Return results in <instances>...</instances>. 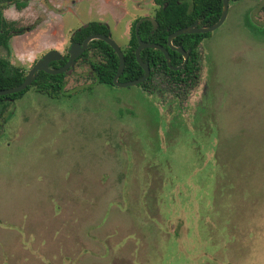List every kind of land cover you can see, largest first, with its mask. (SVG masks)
Masks as SVG:
<instances>
[{"label": "rangeland", "instance_id": "rangeland-1", "mask_svg": "<svg viewBox=\"0 0 264 264\" xmlns=\"http://www.w3.org/2000/svg\"><path fill=\"white\" fill-rule=\"evenodd\" d=\"M85 2L72 32L97 20ZM263 6L229 3L199 48L197 86L172 109L138 86H75L76 74L57 98L30 87L0 102V264H264V38L245 20L264 27ZM52 30L1 55L26 69L48 49L65 54L68 28Z\"/></svg>", "mask_w": 264, "mask_h": 264}, {"label": "trees", "instance_id": "trees-1", "mask_svg": "<svg viewBox=\"0 0 264 264\" xmlns=\"http://www.w3.org/2000/svg\"><path fill=\"white\" fill-rule=\"evenodd\" d=\"M237 0H229V3ZM157 4L161 7L155 16V20L158 23L156 32H153L152 36L149 35L148 30L150 24L144 22L139 27V36L144 39L147 38L155 44H159L164 47L168 52L169 65L177 66L182 62L179 54L169 50L165 44L166 36L172 31L187 26L191 23H197L200 26H210L214 24L221 15L222 1L221 0H157ZM166 7L164 8V5ZM245 20L248 21L250 27L248 30L255 38L263 37L264 35L256 33L255 28H262L255 25L252 20L246 15ZM93 27L95 30L97 26L95 24L82 30L83 33L89 31ZM2 43L5 45V31L3 26ZM211 33L199 34V35H183L179 36L173 41L176 46H182L187 51L189 50V59L185 67L179 72H173L168 69L163 54L158 50L146 49L141 51L140 59L143 62H147L150 68L149 78L143 82L140 86L142 91L149 95L158 96L162 105L169 104V108L172 109L178 100L185 101L187 91L194 89L199 80L200 64L199 54L196 48L200 45L203 39L208 38ZM136 46L134 38L127 50L124 51V71L120 77L121 81H129L135 78H139L142 75L141 68L137 65L134 59V47ZM89 47L94 52L105 55V63L102 64L99 60H95L92 65L93 69L99 74L100 82L103 84H110L112 76L114 75L118 60L112 50L101 41H93ZM183 75L180 82L175 81L174 77H180ZM156 76L162 77L163 88H160V84ZM167 81L164 80V78ZM24 78L23 73L18 69H10L6 64H3V68L0 71V90L9 89L18 86ZM64 77L63 75H49L43 72H38L36 78L32 82L31 86H34V91L38 94L44 95L49 98H57L64 94ZM30 88H26L17 94L1 96L0 102L5 101L7 105L14 103L20 99ZM157 93V94H156ZM162 95V96H160ZM169 95V96H167ZM184 96V98L182 96ZM160 97H165L166 103H163ZM178 106V105H177ZM172 111V110H171ZM173 112V111H172ZM173 115V113H172ZM161 117V115H160ZM174 115L170 119L168 129L164 127V135H168V131L172 130V124ZM5 122V121H4ZM170 133V132H169Z\"/></svg>", "mask_w": 264, "mask_h": 264}, {"label": "flooded vegetation", "instance_id": "flooded-vegetation-1", "mask_svg": "<svg viewBox=\"0 0 264 264\" xmlns=\"http://www.w3.org/2000/svg\"><path fill=\"white\" fill-rule=\"evenodd\" d=\"M82 1H84V0H44L42 3L43 4L42 6L45 8L46 13L41 8L42 10L40 9L39 11L40 12L42 11L43 15L33 16V14H35V13L29 12V11H34L33 8H31V6H30L33 4L34 0H0V51L4 50L6 53H10L11 52V47H10L11 42L10 41L13 40L15 37L23 36V34H25L27 32H31L34 29L38 30L40 28H45V27H46V31L51 30V28H57L58 29V32H56V33L52 30V33H53V35H55L54 37H56V39L60 38L59 34L62 35L63 28L64 29L68 28V31H69L68 38H67L68 48L65 50V54L62 55L56 49L46 50L47 52L56 51L61 56L60 60L51 61L48 64L49 69L62 68L68 62V59H69L68 51H69L70 46L72 44L81 45L87 37L92 36V35H100V36L108 37L111 39V35L115 34L117 36V38L122 41V44H123V42L126 41V47L125 48H123L122 46L119 47L114 42L119 47V49L123 55V59H124V54H123L124 51L127 50L129 43L131 42L132 38H134L135 44H136V46L134 47V51H133L135 62H136L135 50L138 47V40H140L144 43L159 45V44L153 43L151 40H148L145 37H144V39H142L139 36V27L144 22H147L148 24H150L149 25L150 29L148 30L149 35L152 36L153 32H156V30L158 28V23L155 20V16L158 13L159 9H161L159 4H157V0H150L149 6L153 5V7H154V10H153L151 15L137 16L136 18H131L130 10H141L137 6L138 0H85L86 2L84 4L83 8L84 9L86 8L87 14L93 13L95 15V17H97V20L96 21H89L87 23H82L81 26H79L75 31L72 32L69 29V27H67L68 26V19L71 16L76 17L77 6ZM131 2L135 4L134 7H133V5L130 4ZM145 5H147V3H145ZM56 6H57V8H56ZM165 7H166V4L164 5V8ZM259 10L264 11V6L260 7ZM17 13H18V16H16ZM28 15H29V17H28ZM50 16H53L55 20L51 19ZM248 17L250 18V20H252V22L255 25L258 26V24L254 22L252 17H250L249 15H248ZM122 20L124 21L122 27L121 28L115 27L116 25L122 23ZM93 24H95V26H97L96 27L97 30H95L93 27H91L92 29H89L88 32H86V33L82 32L83 29L88 28L89 26H91ZM192 24L195 25L196 27H202V26H200L194 22V23H191V24L184 26V27H181V28L188 27ZM3 26H4V31H5V45H3V43H2ZM181 28H178V29L172 31L171 33H169L165 38V44L169 50L179 54L181 59H182V62H183L182 55L167 45L168 36H170L173 32H175ZM115 30H116V33H115ZM119 32H122V34H119ZM183 35H199V34H182V35H178V36L174 37L171 40V46L173 48H181L187 54V61L185 63V65H186L188 62V59H189V52L190 51L189 50L185 51L182 48V46H176L173 44V41L176 38H178L179 36H183ZM93 41H101V40L94 39V40L89 41L86 45L85 50L73 60V65L71 67H69L65 72L61 73V75H63V77H64V82H65L63 88H67L68 85L66 84V79L69 78V76H71L73 74H76L77 76H80L82 78V82L76 84L75 86H84V87L94 88L96 85L102 84V85H109V86L118 87L112 83L113 77L115 76L117 69H116L114 75L112 76L110 84H103L100 82L99 74L96 72V70L93 69L92 65L94 64L95 60H99V62L104 64L105 63V55L99 54L98 52H94L91 49V47H89V45ZM101 42H103V41H101ZM103 43L106 44L105 42H103ZM201 43L196 48V51L199 54V64H200L199 48H200V46H202ZM159 46H161V45H159ZM109 48L112 50V52L117 57V55L113 51V49L111 47H109ZM146 49H152V48L141 49L139 52V55H140L141 51L146 50ZM152 50H157V49H152ZM158 51H160V50H158ZM46 53H44L42 56H44ZM40 58L38 57L36 59V61H38ZM117 60H118V57H117ZM36 61L33 62V64L31 66H29L28 68L23 69V68L13 66L12 64H10V62L6 58H4L0 52V71L3 68V64H6L7 67L10 69L20 70L23 73L24 78H25L26 74L34 66ZM182 62L177 66H171V67L176 68V67L180 66L182 64ZM124 65H125V62H124ZM137 65H138V63H137ZM185 65L179 70H173V69H170L168 66L167 67L169 70H171L173 72H179L185 67ZM117 67H118V65H117ZM148 67H149V65H148ZM79 68H83V69L78 72L77 69H79ZM200 70H201V66H200ZM123 71H124V67H123L121 75L123 74ZM199 74H200V72H199ZM58 75H60V74H58ZM121 75L117 79L118 82L124 83V82L132 81V80L121 81L120 80ZM142 75H143V70H142ZM142 75L140 77H142ZM149 75H150V68L148 71V76L143 82H145L149 78ZM182 77H183V75H181L180 77L175 76L174 79H175V81L180 82ZM139 78H135L133 80H136ZM155 78L157 79V81L159 83H161L160 88H163L164 84H162V77L156 76ZM164 80L167 81L166 78H164ZM142 83L134 85V86H138L139 88H142L140 86ZM31 85L28 86L27 88H30V87L34 88V86H31ZM72 87H74V86H72ZM72 87H68V88H72ZM129 87H132V86H129ZM118 88H126V87H118ZM0 119H1V117H0ZM1 125L2 124H0V127H1Z\"/></svg>", "mask_w": 264, "mask_h": 264}, {"label": "water", "instance_id": "water-1", "mask_svg": "<svg viewBox=\"0 0 264 264\" xmlns=\"http://www.w3.org/2000/svg\"><path fill=\"white\" fill-rule=\"evenodd\" d=\"M221 1H222L221 15H220L219 19L214 24H212L210 26H202V27H196L195 25L192 24L188 27L179 29V30L173 32L170 36H168L167 45L169 47H171L173 50H176L177 52H179L183 57L182 64L176 68H172L169 65L168 53L163 47H161L159 45L150 44V43H144V42L138 40V47L135 50V58H136V62L138 63V65L143 70V75L139 79L132 80L129 82H124V83L118 82L117 79L121 75L123 67H124V59H123V55H122L119 47L114 43V41H112L108 37H103L100 35H92V36L87 37L81 45L72 44L70 46L69 51H68V54H69L68 62L62 68L49 69L48 64L51 61L60 60L61 56L56 51L47 52L38 61H36L34 66L28 71L25 78L23 79V81L18 86L13 87V88H9V89L0 90V97L12 95V94H17V93H20L21 91L25 90L28 86H30L32 84V82L36 78V75L38 72H44V73L50 74V75H58V74L65 72L69 67H71L73 65V60L85 50L87 43L91 40H94V39H99V40L105 42L116 53V55L118 57V67H117V72H116L115 76L113 77L112 83L118 87L134 86V85L142 83L147 78L148 71H149L148 64L146 62H142L140 60V57H139V52L143 48H152V49L160 50L164 55V59H165L167 66L170 69L179 70L185 65V63L187 61V54L181 48H173L171 46V40L174 37H176L178 35H182V34L211 33L212 31H214L218 27H220L223 24V22L225 21V18L227 16V12H228V6H229V0H221Z\"/></svg>", "mask_w": 264, "mask_h": 264}]
</instances>
